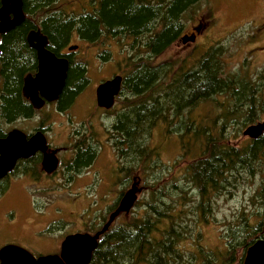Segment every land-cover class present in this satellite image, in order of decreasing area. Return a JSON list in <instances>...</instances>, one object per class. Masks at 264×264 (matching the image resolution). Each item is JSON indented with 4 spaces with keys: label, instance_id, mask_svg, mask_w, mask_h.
<instances>
[{
    "label": "trees",
    "instance_id": "obj_1",
    "mask_svg": "<svg viewBox=\"0 0 264 264\" xmlns=\"http://www.w3.org/2000/svg\"><path fill=\"white\" fill-rule=\"evenodd\" d=\"M62 1L23 0L25 21L14 32L1 35L0 118L5 122L28 111L20 99V82L21 75L30 70L29 61L24 65L16 57L10 58L9 39L13 35L15 50L22 49L26 46L23 32L35 28L34 22L56 46L67 41L73 29L85 40L120 32L127 37H144L139 50L129 54L126 90L132 102L127 104L125 116H119L116 127H122L127 157L133 159V166L140 165L139 173L149 188L156 183L158 187L163 185V190L155 195L156 187L151 188L154 193L145 201L142 213L133 212L129 221L104 233L89 264H177L181 259L175 256L181 254L177 246L185 239L180 229L187 230L191 225L185 228L187 211L174 203L180 200L185 207L188 190L186 184L185 189L178 188L177 178H172L170 169L178 161L181 163L180 159L168 166V175L156 170L160 164L150 140L152 130L163 123L167 134L178 132L185 149L181 159L197 150L187 163L183 180L196 191L197 203L193 207L197 211L192 212H197L196 222L208 221L214 212V200L235 186L234 179L241 169L264 174V134L249 139L251 143L244 146L230 144L237 121L249 126L257 123L264 112V72L252 78L237 72L227 74L222 57H215L221 49L218 46L197 59L189 56L183 61L155 63L184 32V14L202 0H95L90 11L84 9L72 16H66L67 7ZM79 71V77H84L85 70ZM211 101L218 108L215 115L193 113ZM87 162L82 159L80 166ZM172 189L174 194L169 192ZM230 226L226 237L229 252L234 241L231 238L240 232L247 239L246 249L258 238L260 226H248L246 221Z\"/></svg>",
    "mask_w": 264,
    "mask_h": 264
},
{
    "label": "rangeland",
    "instance_id": "obj_2",
    "mask_svg": "<svg viewBox=\"0 0 264 264\" xmlns=\"http://www.w3.org/2000/svg\"><path fill=\"white\" fill-rule=\"evenodd\" d=\"M96 1L63 0L62 2L65 3L67 7L66 11L68 14H66V16H72L73 14L78 15L83 13L84 9L90 11L92 5L96 3ZM184 17L185 28L183 34L190 32L192 26L198 27L200 31L198 42L191 43L189 39L187 42H183L180 36L179 40L173 43L156 59V63L170 62L168 60H173L172 62L183 61L182 59L184 57L189 56L193 59H197L199 56L205 55L211 47L218 46L217 48L220 47L221 49L215 54V57L216 55L222 57L227 74L237 72L248 78L262 76L264 72V0H202L197 7L185 13ZM72 33L73 35L70 36L69 43L79 45L78 55L82 58V61L87 62L83 64L89 65L88 77L90 79L85 89L87 91L86 97L80 104L76 105L74 114L78 116V119H83L85 121V128L90 126L98 135L100 143H103L105 141L102 136L104 132L102 133L100 124L105 127L104 130L107 133L106 126H108L110 122H108L106 114H103L101 108L96 105L95 95L93 98L94 88L100 79L107 78L116 71L118 58L122 56V53L125 54L127 50L126 47H124L125 40H109L105 37L104 40L91 43L79 37L78 34L74 32V29ZM131 41L132 39H129L126 43ZM93 44H96L97 48L92 49L90 46ZM127 48H129L128 45ZM105 50H110L109 56L115 58V60L113 63L109 62L105 64L99 71L92 62L94 59L93 52L96 51V53L100 55L105 52ZM99 58L101 59V57ZM126 68L127 66L125 69L123 68L125 76L128 75V72L125 71ZM118 102L117 107L119 108H115L113 111H110V113L114 115L118 113V110L121 108V100H118ZM217 111L218 108L216 104L211 101L204 106H199L193 113L195 115L203 114L213 116ZM61 119L63 120V118ZM54 120L56 122L55 130H60L64 127V123H60V119L55 118ZM263 120L264 112L261 114L259 121ZM110 121L112 122V117ZM0 126L3 127V130H8V126H6L1 118ZM247 126L237 121L231 133V145L237 147L251 143L250 137L243 135V130H245ZM165 127L163 123H158L151 134L150 140L153 147L158 152V164H160V166H157L156 170L166 171L169 169V165H175L177 160H181V163L178 161L179 164L177 163V165L173 167L174 169L171 168L170 170L172 171L173 180L177 178V184H175L178 188H184L183 185L186 184L185 188L188 190L186 196L187 205L183 207V203H181L180 200L176 201L174 204L181 211H187V220L184 223L185 228L191 225L190 228L187 227V230L180 229L182 234L185 235V239L177 246L181 254H176L175 256H180L179 258L181 259H178L179 261L176 263L231 264L228 258L234 253L241 254L244 249L246 250L247 239H244L245 234L242 232L232 237L231 239L234 241L229 252L230 245L226 237H228L230 233V225H236L239 222L246 221L248 226L254 227L256 225L261 226L260 223L264 222V174L257 170L248 172L247 170L241 169L239 177L234 179L235 186H233L230 191H224L222 195H219V197L214 200L212 204L214 212L209 216L208 221L202 220L196 222L198 219L197 212L196 214L192 213L197 211V209L193 207V205L197 203L196 191L190 188V183L188 181L183 179L185 178L184 173L187 163H190L194 158V152L197 153V150L193 148V154L187 155L186 158L181 159L185 149L179 139V133L167 134ZM59 134L58 140L62 141L64 134ZM104 149H106V147H103L102 151ZM110 152V150L106 149V151L101 154L98 165L95 168L103 169L102 172L106 170L105 165L108 164L107 162L109 159H112ZM139 168L140 165L137 172L132 170L130 173L132 177L125 182L131 184L134 175L138 176L136 180L138 181L139 179L140 192L137 196V209L142 213L144 211L143 206L145 205V201L154 193L151 188L154 186L156 187L157 193H154L156 195L162 192L163 185L158 187L155 183L149 188V184L145 182L143 175L139 173ZM166 174L168 175L170 173L166 171ZM166 178L170 180L169 177ZM59 182L60 184L63 183V179L60 178ZM77 182L78 183L74 184L72 187H66L65 190L74 188L75 191L81 194L83 193L82 189L87 188L89 178L87 177ZM18 186L22 188L23 181H20ZM90 186L95 189L97 183L91 182ZM158 188H161V191H158ZM169 192L170 194H174V189ZM103 194H105V189L100 187L98 192L88 196V201L85 206L87 211L85 214L79 212L78 209H75L74 213H69V210L71 211V209H74L69 205L71 201L69 198L72 197H68L64 193L61 194V196L53 194L49 196L45 194L41 197L42 204H47L45 206L46 208L43 210L45 217L39 220H34L31 216L30 210L27 207V202L25 199L21 198L22 196L10 195L11 199L9 198L7 204L15 207L17 211V221L12 226V231L17 238H12L8 233L0 234V247L8 243H15L35 253L41 252L40 249L49 248L50 243L48 241L42 239L35 242L31 239V236L35 231L34 229L38 227L40 223H43L45 220L48 221L53 219L55 215L57 216L56 224H59L60 229L52 233L42 231L44 235H51L50 237L54 242L52 248L46 249L45 252L53 250L55 245H58L59 241L70 233L88 228L93 230L94 227L99 226L100 222H104L105 217L108 216V206L113 202L111 200L115 192L107 191L105 195ZM27 198L30 204L35 206L33 198L31 196H27ZM51 199L56 200L54 204H51ZM155 201L157 203L159 202L157 200ZM108 202L109 204L107 205ZM9 215L12 216L11 213H9ZM132 215V209L130 212H124V214L119 215L114 224L116 228L126 221H129ZM10 218L11 217L8 216V221L11 220ZM183 255L186 257L184 258ZM238 264H240L239 261Z\"/></svg>",
    "mask_w": 264,
    "mask_h": 264
},
{
    "label": "flooded vegetation",
    "instance_id": "obj_3",
    "mask_svg": "<svg viewBox=\"0 0 264 264\" xmlns=\"http://www.w3.org/2000/svg\"><path fill=\"white\" fill-rule=\"evenodd\" d=\"M26 17L27 16L25 15V19ZM34 23L36 24L35 28H30L28 31L25 30L23 32V38L26 41V46H23L22 49L15 50L14 43L16 41V38H13V35H11L9 39L11 46L10 48L12 49L10 51V58L12 59L13 57H16L14 59L19 60V62L23 63L24 65H26L25 62L29 61L28 69L30 70L26 74L22 73L23 75H21L20 82V99L22 103L27 105L28 111L25 114L17 115L12 119L5 121L6 126H8V130H3V127L0 126V139L7 138L13 131L19 130L23 134L24 143H26L27 145L37 134L43 135V137L45 138V143L41 145V147L35 149V151L28 157L17 158L14 166L10 169V171L0 179V234L8 233L10 236H12V238H17L12 231V226L17 221V211L15 207L9 206V204H7L9 202V198L11 199L10 195H16L20 197L22 196L21 198L25 199V201L27 202V207L30 210L31 216L34 218V220H39L45 217L43 214V210L44 208H46L45 206L47 204H42L41 200V197L45 194H48L49 196L51 194L61 196V194L64 193L68 197H72L69 198L71 199L69 205H71L74 209H71V211L69 210V213H74L75 209H78L79 212L85 214L87 211L85 206L88 201V196L95 194V192H98L100 187L105 189V194L107 193V191L115 192V195L111 200L113 202L110 204V206H108L109 213L108 216L105 217L104 222H100L99 226L94 227L93 230L88 228L64 236V238L59 241V244L55 245L54 249L50 252H45V250L52 248V246L54 245L53 239L50 237L51 235H44L42 231L52 233L59 230V224H56L57 216L55 215L53 219H50L48 221L45 220L43 223H40V225L34 229L35 231L33 232L31 239H33L35 242L44 239V241H48L50 243L49 248L40 249L41 252L35 253L24 247L34 256L40 257L49 254H60L62 242L67 236L71 234L90 233L92 235H95L105 227V225L111 219V216L119 209L120 204L128 191L134 189L136 196H138V193L140 192L139 179L138 181L136 180V177H138L137 175H134L132 179L133 182L131 184L126 183L129 178L132 177V175L130 174L131 171H138V165L136 164L135 166H133V159L127 157L128 151L122 135V127L120 126L119 129L118 126L119 131H121V133L119 134L116 123L120 115L123 117L125 116V111L127 110L126 106L129 103V100L130 102H132V95L128 90H126V85L128 83L127 81L129 79H127L125 73H123V68L125 69L127 63L129 64L130 62L129 54L135 52L136 50H139L138 45L142 42L144 37H127L123 32H120L117 34L108 35L106 38L109 40H125L124 47H126L127 50L125 54L122 53V56L118 58L116 71H114L107 78L100 79L94 88L93 98L95 95L96 105L101 108L103 114H106V117H108L107 120L108 122H110V124L106 126L107 133L104 130L105 127L100 124L102 133L104 132L102 136L105 139L103 143H100V141L98 140V135L95 133V131L90 126L85 128V121L83 119H78V116L74 114L76 105L80 104L86 97L87 91L85 89L90 81L88 77L89 65H85L87 62L82 61V58H80L78 55L79 45L77 49H71V46L77 44H70V37L60 46L53 45L52 39L42 31L41 26L38 27V23ZM14 29L10 30L7 33L14 32ZM37 29H41V31L48 38V45L46 46V48L54 53L56 57L68 60L67 78L62 92L60 93L58 98L53 101L45 99L39 92V96L44 100V103L41 107H36L29 98L24 96L25 78L28 76L35 77L39 71L38 52L29 44L28 41L29 33L32 30ZM72 32H70V36L73 35ZM74 32L78 34L79 37H81L77 29H74ZM199 32L200 31L198 27L192 26L190 32L184 33L185 35L182 33L181 38L186 36L189 38L191 43H197ZM129 39H132V41L126 43V41ZM101 40H104V38L101 37L100 39L88 41L91 43H97V41ZM127 45L129 46V48H127ZM90 47L92 49H95L97 48V45L93 44ZM109 54L110 50H105V52L100 55L97 54L96 51L93 52L94 59L92 62L94 63V66L97 70L100 71L105 64L114 62L115 58L110 57ZM99 57H101L102 60ZM80 69L85 70V76H81L82 78L79 77ZM117 75L122 76V83L119 94L115 96L113 106L109 109L100 107L97 103V87L101 83L110 80ZM118 100H121V108L118 110V113L114 115L110 113V111H113L115 108H119L117 107L119 103ZM130 106H132V103ZM111 117L112 122L110 121ZM55 118L60 119V123H64V127H62V129L55 130ZM61 118H63V120ZM59 133L64 134L62 141L58 140V136H60ZM250 139L251 141L253 140L252 138ZM103 147H106L107 150H110V153L112 155V159H109V161L107 162L108 164L105 165L106 170L104 172H102L103 169L95 168L98 165L101 154L106 151V149L102 151ZM81 156L83 157L81 158ZM82 159L84 161L88 160V162L85 165L80 166V164L82 163ZM87 177L89 178V183L87 188L82 189L83 193L79 194L74 190V188L65 190L66 187H72L74 186V184L78 183V180H82ZM60 178L63 179V183L61 184L59 182ZM20 181H23L22 188L18 186ZM91 182H95V184L97 183V187L95 189L90 186ZM26 195L33 198V203L35 206H33V204H30L29 199ZM55 201V199H51V204H54ZM137 201L138 200L136 198L133 206L131 207L132 212H138ZM108 204L109 202L107 203V205ZM130 210L127 212H130ZM124 212H120L115 215L109 227L100 235L99 240L104 233L116 228V225H114L116 219L119 215L124 214ZM9 213H11L13 217L10 216ZM8 216L11 217L10 221H8ZM260 224L261 226L257 240L264 239V222ZM8 244L17 245L15 243ZM2 247H0V249ZM246 251L247 249H244L241 254H232V256H230L231 264H238V261H242L241 264H244ZM185 257L186 256H184V258Z\"/></svg>",
    "mask_w": 264,
    "mask_h": 264
},
{
    "label": "water",
    "instance_id": "obj_4",
    "mask_svg": "<svg viewBox=\"0 0 264 264\" xmlns=\"http://www.w3.org/2000/svg\"><path fill=\"white\" fill-rule=\"evenodd\" d=\"M25 19L23 0H2L0 6V35H3ZM187 42L188 37H183ZM29 44L38 52L39 71L35 77L25 78L24 96L29 98L36 107H41L44 100L41 95L53 101L63 90L67 78L68 60L58 58L49 51L47 36L41 29L32 30L28 35ZM71 49H77L73 45ZM122 76L101 83L96 90L97 103L100 107L111 108L115 96L121 89ZM264 133V120L251 124L243 130V135L256 139ZM45 143L41 134L35 135L30 143H24L23 134L15 130L7 138L0 139V179L14 166L17 158L28 157L35 149ZM137 196L135 190L128 191L123 198L119 209L111 216L105 227L95 235L90 233H75L67 236L62 242L60 254H49L40 257L34 256L24 247L8 244L0 249V264H89L93 252L99 244L100 235L109 227L116 214L127 212L133 206ZM244 264H264V239L256 240L247 248Z\"/></svg>",
    "mask_w": 264,
    "mask_h": 264
}]
</instances>
